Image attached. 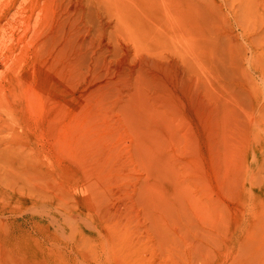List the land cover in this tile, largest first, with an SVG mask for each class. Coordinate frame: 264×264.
<instances>
[{
  "label": "rangeland",
  "instance_id": "1",
  "mask_svg": "<svg viewBox=\"0 0 264 264\" xmlns=\"http://www.w3.org/2000/svg\"><path fill=\"white\" fill-rule=\"evenodd\" d=\"M141 1L14 0L12 22L0 26V95L10 82L15 93L11 112L0 111V137L32 172L31 237L44 239L36 222L47 226L57 208L96 219L118 212L154 264H228L249 217L242 182L258 137L246 125L252 96L240 69L253 65L242 55L257 22L242 19L239 0H147L159 11L145 38L119 10ZM161 160L222 210L223 251L167 253L147 238L140 192L160 179Z\"/></svg>",
  "mask_w": 264,
  "mask_h": 264
},
{
  "label": "bare ground",
  "instance_id": "2",
  "mask_svg": "<svg viewBox=\"0 0 264 264\" xmlns=\"http://www.w3.org/2000/svg\"><path fill=\"white\" fill-rule=\"evenodd\" d=\"M14 6V0H0V8L5 7L0 26L12 22ZM120 6L126 23L137 35L147 38L154 34L145 25L159 11L157 3L142 0L131 8L124 2ZM188 9L190 13L194 8L190 5ZM236 10L248 24L257 22L254 45L250 50L245 47L242 55L243 62L246 54H251L254 66L244 62L240 70L252 96L253 112H247L246 125L249 124L258 141L251 148L250 158L246 157L242 182L246 195L241 201L246 204L249 217L236 245L237 252L228 264H264V86L261 85L264 84V0H239ZM11 85L12 82L7 86V94L0 95V111L7 113L11 112L10 96L15 95ZM5 140L0 137V264H154L144 236H138L135 227L122 216L119 218L118 212L96 219L90 213L77 216L69 207L57 208L50 211L52 216L47 226L42 221L36 222L44 239L40 242L33 239L27 210L37 202L38 196L33 192L32 172L28 160L17 152L15 145V148L9 143L2 146ZM158 168L160 179L152 181L158 185L147 181L140 192L149 220L147 238L158 242L167 253L196 252L208 256L223 251L226 237L222 235L225 216L222 210L198 198L200 194L195 196L188 191L179 179L181 171L174 164L161 160ZM237 212L236 209V215ZM235 213L230 216V222L236 219ZM231 230L229 224L228 233ZM192 240L197 244H190ZM61 242L69 248L67 256L54 251Z\"/></svg>",
  "mask_w": 264,
  "mask_h": 264
}]
</instances>
